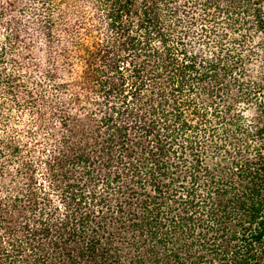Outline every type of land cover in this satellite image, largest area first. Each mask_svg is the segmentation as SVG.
Here are the masks:
<instances>
[{
  "label": "trees",
  "instance_id": "trees-1",
  "mask_svg": "<svg viewBox=\"0 0 264 264\" xmlns=\"http://www.w3.org/2000/svg\"><path fill=\"white\" fill-rule=\"evenodd\" d=\"M0 264H264V0H0Z\"/></svg>",
  "mask_w": 264,
  "mask_h": 264
}]
</instances>
